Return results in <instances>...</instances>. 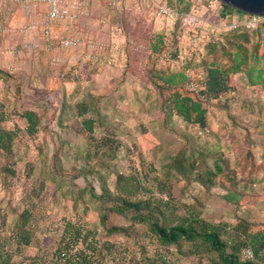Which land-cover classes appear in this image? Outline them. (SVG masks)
Here are the masks:
<instances>
[{
	"label": "crops",
	"instance_id": "1",
	"mask_svg": "<svg viewBox=\"0 0 264 264\" xmlns=\"http://www.w3.org/2000/svg\"><path fill=\"white\" fill-rule=\"evenodd\" d=\"M19 19L42 23L44 14L22 13ZM65 30L64 25H56L53 32L55 35ZM27 36L32 41H26ZM41 38L40 32L25 34L0 29V69L10 75V80H18L21 88L47 91L57 99V115L49 120L54 127L48 130V123L43 126L41 119L35 134L42 140L44 127L47 140L53 142L49 155L71 163L65 169L55 167L57 176L67 178L76 169H95L97 173L77 177L87 181L94 177L103 191L113 188L118 174H130L132 167L147 170L154 165L160 178L173 183L176 197L199 207L202 216L211 221L250 220L256 211L264 219V105L245 74L237 76L240 91H229L214 101L208 126L202 128L184 121L162 101L159 89L132 64L138 59L126 41H81L65 47L57 40L48 49ZM26 42H41L42 47L32 52H11ZM150 44L148 41V56ZM180 65L176 63L174 68L181 69ZM78 103L89 105L85 117L96 120L97 138L114 135L122 144L116 154L104 150L94 166L88 163L87 141L78 132L84 119L76 112ZM43 153L41 150L37 154L38 160ZM250 153L260 162L259 178L251 171ZM236 158L238 161L234 162ZM210 160L214 166L207 164ZM216 163L223 165L226 181L217 179L207 185L199 174L205 166L216 170ZM233 173L237 179L230 182L225 174ZM260 183L263 184L255 203L252 191L259 189ZM205 196L210 197L207 208Z\"/></svg>",
	"mask_w": 264,
	"mask_h": 264
},
{
	"label": "rangeland",
	"instance_id": "2",
	"mask_svg": "<svg viewBox=\"0 0 264 264\" xmlns=\"http://www.w3.org/2000/svg\"><path fill=\"white\" fill-rule=\"evenodd\" d=\"M62 1H79L83 3V8L78 24L75 27L72 25L65 27L66 32L55 34L56 38L61 39L68 35L79 38L81 41H126L127 44L131 45V53L134 58L138 59L137 61L133 60L132 64L143 73L144 79L149 78V71L153 68L157 71L172 70L175 69L174 64L176 63L181 64V69H186L198 77L205 62L210 61L215 56L212 55L211 58L208 55L209 41L218 39L221 34L220 32L206 39L190 37L180 39L176 24L160 15L158 5L167 4L176 9L178 7L185 8L190 2L193 12L207 17L216 24H223L226 21L230 23L234 19L239 21L245 19L244 13L225 6L220 0H184L183 2L181 0ZM42 8L44 11L47 9L45 5ZM22 13L25 14L19 9L9 11L5 14V19L0 17V25H5L10 31H20L23 25L28 23L26 20L19 19V15ZM61 25L66 26L64 23H58L57 27H61ZM158 35L163 36L164 41H167L169 45L177 43L182 46V50L188 59L181 62L179 58L172 55L171 49H166L165 54L160 55L155 60L148 56L147 43L155 40ZM224 36L222 35L223 40L225 39ZM27 37L28 40H31L30 36ZM259 40L260 37L255 39V41ZM40 44L42 43L40 42ZM40 48H36L34 51ZM142 58H147V60L143 61ZM2 77L0 78V100L4 104L6 116L10 117L11 113L15 114L17 111L24 112L27 109H36L43 116V126L48 123L46 127L49 128L47 127V129L52 130L54 126L53 123H49V120L54 119L57 115V99L53 98L50 92H30L26 90L27 88L23 89L18 86V80ZM239 78L237 77V79ZM255 94L260 95L261 106L264 105V93ZM59 96L56 95V97ZM0 110H2V106ZM12 124L13 122L10 123V125ZM19 125L25 129L26 120L19 121ZM43 130L44 133L41 135L43 142H41L40 137L29 138L25 132H22V136L14 145L13 157L6 154L0 156L1 165L7 163L8 166L17 171V176L8 172L3 178L0 172V226L4 224L2 228L0 227V231L10 237L9 245L15 254V264H54L55 249L63 240L65 229L69 224H73L74 228L66 234V242L76 240L79 237V232H81L80 237L77 238V240L79 239L78 244H75L74 249L77 250L87 245H91L90 248L97 247L95 255L105 264H164V261H167L168 264L200 263V257L196 254H184L192 248L189 244H183L181 252L176 248L167 249L150 233L145 224L134 225L139 235H131L130 237L123 234L107 235L100 223V215L106 208L107 202L99 201L93 197L94 193L100 194L102 189L97 186L98 184L92 176H90L92 181L77 177L76 168L74 173L67 175V178L64 175L57 176L54 173L55 167L65 169L71 166V163L66 162V160L60 161L49 155L53 142L47 140L44 127ZM41 150L44 153L42 157H38V160L36 156ZM254 158V154L250 153L248 159L251 160V171L254 172L253 175L257 174L256 177L259 178L260 169L258 167L260 162ZM31 160L36 163L35 174L30 185L26 186L24 172L27 161ZM237 161L238 158L234 159V162ZM207 164L214 166L212 160ZM262 184L260 183L259 189L252 191L255 203L259 200ZM155 195L163 197L158 189H156ZM204 198H208L205 204V208H207L210 197L205 196ZM25 208L33 212L31 227L34 236L31 245L23 246L17 250L16 241L18 237H15L14 234L16 219L13 212L15 210L23 211ZM209 210L208 208L207 211ZM6 215L8 216L7 221L4 217ZM249 221L256 224L264 223V219L257 214V211ZM118 224H129V222L125 218H118ZM259 228L260 226L256 229ZM210 257L215 256L212 254L204 255L202 261L210 262ZM242 257L245 258L244 255Z\"/></svg>",
	"mask_w": 264,
	"mask_h": 264
},
{
	"label": "trees",
	"instance_id": "3",
	"mask_svg": "<svg viewBox=\"0 0 264 264\" xmlns=\"http://www.w3.org/2000/svg\"><path fill=\"white\" fill-rule=\"evenodd\" d=\"M191 5L188 2L185 8L176 9L189 12L192 11ZM222 35H225L224 40ZM257 37H260L259 41H255ZM174 44L169 45L163 36L158 35L155 40H151L149 56L155 60L165 54L166 49H171L172 55L179 58L180 46ZM208 51L211 58L212 55L215 56L205 62L198 77L186 69L157 71L153 68L149 71V80L159 89L162 101L168 103L184 121L202 128L208 126L210 107L215 100L229 91L241 90L237 74L246 75L255 93H264V19L258 28L242 24L236 29L224 30L218 39L209 41ZM1 77L11 78L6 71L0 69ZM1 106L0 156L6 154L13 157L14 145L21 133L25 132L30 138H35L43 116L36 109H27L11 113L7 117L0 100ZM89 111L86 103H78L76 106L78 116L84 117L78 132L87 141L88 163L94 166L104 150L109 149L113 155L121 149L122 144L114 135L97 138L96 120L85 117ZM24 119L28 122L25 129L19 125V121ZM11 122L13 126L10 125ZM35 168L33 160L27 161L24 172L26 186L30 185ZM0 172L2 178L8 172L17 176L16 169L7 163H0ZM89 172L97 173L95 169H85L78 171L77 175ZM222 172L223 165L216 163V170L205 166L199 178L207 185L215 183L217 179L226 181ZM225 175L230 177V182L237 179L234 173ZM156 189L163 197L155 195ZM93 197L107 202L100 215V223L107 235H139L134 225L145 224L150 233L167 249L176 248L181 252L183 244H189L192 248L184 254H196L201 260L199 264H264V223L256 224L244 218L237 222H214L205 218L199 207L176 197L173 183L160 178L154 165H150L147 170L132 167L130 174H118L113 188L104 189L100 194L94 193ZM13 214L16 219L14 234L18 237L16 243L19 250L32 243L33 212L25 208L23 211L15 210ZM4 217L7 221L8 216ZM118 218H125L129 224H118ZM258 226L260 228L256 229ZM73 228V224H69L65 229L64 238L54 252V264H105L95 255L97 247L90 248L91 245H87L88 247L74 249L81 232L79 237H75L76 240L66 242V234ZM9 242L10 237L0 231V264H15V254ZM248 248L254 253L251 259L242 257L244 250ZM210 254L215 256L210 257V262L202 261L204 255ZM164 264H168L167 261Z\"/></svg>",
	"mask_w": 264,
	"mask_h": 264
},
{
	"label": "built area",
	"instance_id": "4",
	"mask_svg": "<svg viewBox=\"0 0 264 264\" xmlns=\"http://www.w3.org/2000/svg\"><path fill=\"white\" fill-rule=\"evenodd\" d=\"M43 5L46 6V11H44V8H42ZM224 5L227 6L226 4ZM82 8L83 3L79 1L64 2L62 0H0V17L2 16V18L5 19L6 13L16 9L28 14L43 12L44 20L42 23L37 19L29 21L27 24L23 25L20 31L25 34L30 32H40L43 41H46L45 47L48 49H52L55 46V41L57 40H59L61 45L65 47H72L78 45L81 40L68 35L58 39L55 37L53 30L56 25H58V23H64L66 25L65 27L70 25L75 27L78 24ZM158 8L160 15L176 24L178 37L180 39L186 37L206 39L212 35H217L223 30L236 29L242 24L252 28H258L264 19V16L244 13L245 19L243 21L234 19L230 23L224 22L223 24H216L207 17L199 15L193 11L181 12L178 9L171 8L167 4L158 5ZM0 29L10 31L5 25H0ZM40 47H42L40 42H26L22 45V47L14 48L11 50V52L15 54L22 51L32 52L36 50V48ZM102 47L104 48V45H102ZM187 59L188 56L183 52V50H181L179 60L181 62H185ZM192 86L195 88V83H193ZM243 255L245 258L251 259L253 258L254 253L250 248H248L244 250Z\"/></svg>",
	"mask_w": 264,
	"mask_h": 264
},
{
	"label": "water",
	"instance_id": "5",
	"mask_svg": "<svg viewBox=\"0 0 264 264\" xmlns=\"http://www.w3.org/2000/svg\"><path fill=\"white\" fill-rule=\"evenodd\" d=\"M233 10L264 16V0H220Z\"/></svg>",
	"mask_w": 264,
	"mask_h": 264
}]
</instances>
